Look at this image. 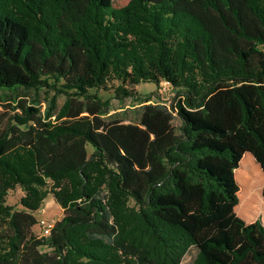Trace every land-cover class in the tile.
Wrapping results in <instances>:
<instances>
[{
    "label": "trees",
    "instance_id": "1",
    "mask_svg": "<svg viewBox=\"0 0 264 264\" xmlns=\"http://www.w3.org/2000/svg\"><path fill=\"white\" fill-rule=\"evenodd\" d=\"M145 83L172 102L106 119ZM43 89L0 133V264H264V0H0V91Z\"/></svg>",
    "mask_w": 264,
    "mask_h": 264
},
{
    "label": "rangeland",
    "instance_id": "2",
    "mask_svg": "<svg viewBox=\"0 0 264 264\" xmlns=\"http://www.w3.org/2000/svg\"><path fill=\"white\" fill-rule=\"evenodd\" d=\"M136 94L134 95L135 99H126L124 102L119 103L116 100L112 99V92L98 91L97 95L102 99H109L111 104V111L107 118H113L123 123H132L137 124L140 119L141 106L136 100L143 99V97L150 95L151 100L144 104L160 102L162 104L169 105L172 102L174 93L170 87L166 84H161L158 87L152 83L140 84L135 87ZM96 93L95 91H90V94ZM54 91H47L46 89L24 92L18 90L15 93L10 91H0V133L4 128L12 123L11 118L14 114H19V102H24L26 106H33V100H37L40 103L41 112L45 111L48 107V100L54 95ZM57 96V95H56ZM63 96H57V107H61L64 102ZM172 125L177 130L180 126V120L175 115ZM23 196V193L19 188H16L13 191H10L7 196V204L13 206L16 209H20L18 202L19 199ZM37 220V224L32 228V233L36 237H40L41 231L38 226L40 221L50 222L54 224L55 221H58L62 218V210L57 206L52 197L48 196L41 208L34 214ZM260 216L264 220V210L261 213H258L257 216ZM41 251H47V249H41ZM196 255V250L191 248L187 254L184 256L181 264H190Z\"/></svg>",
    "mask_w": 264,
    "mask_h": 264
},
{
    "label": "built area",
    "instance_id": "3",
    "mask_svg": "<svg viewBox=\"0 0 264 264\" xmlns=\"http://www.w3.org/2000/svg\"><path fill=\"white\" fill-rule=\"evenodd\" d=\"M38 226L40 227L41 231L40 237H47L50 234L53 224L50 222L40 221Z\"/></svg>",
    "mask_w": 264,
    "mask_h": 264
}]
</instances>
